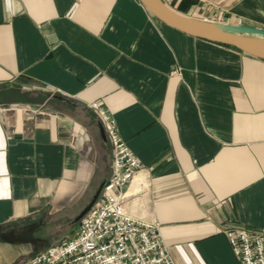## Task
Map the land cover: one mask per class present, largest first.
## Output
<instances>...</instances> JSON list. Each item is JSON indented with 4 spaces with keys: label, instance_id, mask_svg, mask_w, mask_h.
<instances>
[{
    "label": "crops",
    "instance_id": "crops-1",
    "mask_svg": "<svg viewBox=\"0 0 264 264\" xmlns=\"http://www.w3.org/2000/svg\"><path fill=\"white\" fill-rule=\"evenodd\" d=\"M264 29V0H164ZM97 103L142 166L125 208L175 264H241L264 227V59L190 35L140 0H0V264H29L111 175Z\"/></svg>",
    "mask_w": 264,
    "mask_h": 264
},
{
    "label": "built area",
    "instance_id": "built-area-1",
    "mask_svg": "<svg viewBox=\"0 0 264 264\" xmlns=\"http://www.w3.org/2000/svg\"><path fill=\"white\" fill-rule=\"evenodd\" d=\"M94 106L112 145L111 175L76 233L39 252L29 264H175L160 222L126 210V186L142 162L120 134L115 118L97 103ZM225 233L241 264H264V227H234Z\"/></svg>",
    "mask_w": 264,
    "mask_h": 264
},
{
    "label": "water",
    "instance_id": "water-1",
    "mask_svg": "<svg viewBox=\"0 0 264 264\" xmlns=\"http://www.w3.org/2000/svg\"><path fill=\"white\" fill-rule=\"evenodd\" d=\"M158 19L167 25L190 35L236 47L250 55L264 59V29L221 21L202 19L183 14L164 0H140ZM104 183H101L88 204L76 219L80 220L99 199Z\"/></svg>",
    "mask_w": 264,
    "mask_h": 264
},
{
    "label": "rangeland",
    "instance_id": "rangeland-1",
    "mask_svg": "<svg viewBox=\"0 0 264 264\" xmlns=\"http://www.w3.org/2000/svg\"><path fill=\"white\" fill-rule=\"evenodd\" d=\"M80 224V221L78 222V224H75V222H71V227L74 228V229H70L68 228L67 226L65 225H61L59 229H57L55 232V235H59V236H65V235H68V234H71L74 232V230L76 231L75 227L77 225ZM66 238V237H65Z\"/></svg>",
    "mask_w": 264,
    "mask_h": 264
}]
</instances>
